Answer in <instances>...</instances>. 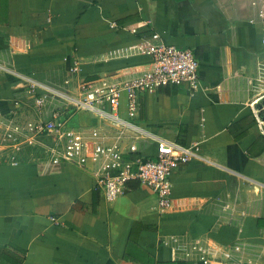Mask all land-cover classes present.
I'll return each instance as SVG.
<instances>
[{
	"label": "crops",
	"instance_id": "1",
	"mask_svg": "<svg viewBox=\"0 0 264 264\" xmlns=\"http://www.w3.org/2000/svg\"><path fill=\"white\" fill-rule=\"evenodd\" d=\"M223 2L0 0L1 115L34 119V86L42 119L69 116L89 151L115 143L114 129L65 99L78 97L82 79L114 85L150 70L146 49L157 35L192 50L201 91L144 93L137 123L186 147L200 143L203 158L174 171L170 209L160 211L135 181L108 203L92 165L50 166L40 147L27 148L18 166L0 163V264H205L201 256L224 264L233 245L264 247V23ZM127 143L126 159L156 157L153 142L136 155Z\"/></svg>",
	"mask_w": 264,
	"mask_h": 264
},
{
	"label": "built area",
	"instance_id": "2",
	"mask_svg": "<svg viewBox=\"0 0 264 264\" xmlns=\"http://www.w3.org/2000/svg\"><path fill=\"white\" fill-rule=\"evenodd\" d=\"M251 9L254 21L264 23V0H253ZM146 53L151 58V68L139 77L114 85L81 82L78 97L65 99L72 110L91 113L101 123L114 129L115 143L105 145L98 142L89 151L83 134L70 127L69 116L56 111L50 119H42L45 100L37 95L36 88L32 86L28 88V94L34 97V119L0 114V163L18 166L27 148L40 147L50 166L67 164L85 169L92 165L96 189L108 203L129 192L128 184L135 181L156 197L160 211L169 210L172 174L179 166L193 161L202 162L201 145L195 143L186 147L144 131L137 123L139 97L177 85H186L192 92L201 91L198 62L192 50L164 45L157 35L152 37V44H149ZM69 71L79 73L77 63L72 62ZM123 103L124 117L121 115ZM91 136L96 140L100 138L96 130L91 132ZM124 140L128 142L127 150L131 155L138 153L140 144L153 142L156 157L124 158L121 148ZM195 251V247L184 250V257L191 259ZM199 260L212 264L203 256ZM224 264H264V247L233 245L226 253Z\"/></svg>",
	"mask_w": 264,
	"mask_h": 264
},
{
	"label": "rangeland",
	"instance_id": "3",
	"mask_svg": "<svg viewBox=\"0 0 264 264\" xmlns=\"http://www.w3.org/2000/svg\"><path fill=\"white\" fill-rule=\"evenodd\" d=\"M223 4L228 5L230 11H248L251 8V3L253 0H219Z\"/></svg>",
	"mask_w": 264,
	"mask_h": 264
},
{
	"label": "trees",
	"instance_id": "4",
	"mask_svg": "<svg viewBox=\"0 0 264 264\" xmlns=\"http://www.w3.org/2000/svg\"><path fill=\"white\" fill-rule=\"evenodd\" d=\"M6 46V42L4 39H0V50L3 49ZM97 79V78H96ZM94 77L92 78H87V79H82L81 82H90L96 80ZM179 264H184V263H179Z\"/></svg>",
	"mask_w": 264,
	"mask_h": 264
}]
</instances>
